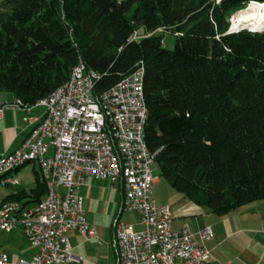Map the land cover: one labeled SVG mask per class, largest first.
Masks as SVG:
<instances>
[{"label": "trees", "instance_id": "16d2710c", "mask_svg": "<svg viewBox=\"0 0 264 264\" xmlns=\"http://www.w3.org/2000/svg\"><path fill=\"white\" fill-rule=\"evenodd\" d=\"M252 2L264 6V0H4L0 95L12 93L32 108L67 83L80 62L100 75L97 95L143 68L145 139L160 177L227 216L264 201V33H229L230 18ZM163 32L176 35L173 50L165 49ZM35 178L30 193L6 202H42L47 183L40 170Z\"/></svg>", "mask_w": 264, "mask_h": 264}, {"label": "built area", "instance_id": "2783aa9c", "mask_svg": "<svg viewBox=\"0 0 264 264\" xmlns=\"http://www.w3.org/2000/svg\"><path fill=\"white\" fill-rule=\"evenodd\" d=\"M99 79L85 64L73 70L61 94L37 102L46 108L45 117L22 146L8 156L0 154V174H6L0 185H18L14 174L33 162L39 163L48 188L45 199L32 209L6 202L0 206V232L21 228L38 249L29 261L11 262L0 253V264L75 262L66 233L95 237L80 195L90 179L122 182L123 208L138 214L144 226L136 232L133 225L115 221L112 246L117 264H209L210 250L188 226L175 230L171 209L159 208L153 197L154 157L145 156L137 133L138 123L145 121L138 89L140 68L97 95ZM4 108L0 98V117ZM50 148L53 154L48 156ZM213 237L211 228L200 233L203 242Z\"/></svg>", "mask_w": 264, "mask_h": 264}, {"label": "crops", "instance_id": "0c3cea01", "mask_svg": "<svg viewBox=\"0 0 264 264\" xmlns=\"http://www.w3.org/2000/svg\"><path fill=\"white\" fill-rule=\"evenodd\" d=\"M1 99L5 108L0 117V154L8 156L22 146L33 128L44 119L46 108L34 106L27 111L16 106L19 101L12 93L1 94ZM27 118L35 119V122L29 123L26 121ZM52 154L53 149L50 148L47 155ZM23 168L14 174L18 185H0V206L11 196L21 192L30 193L35 188L36 178L33 184L31 178L24 177ZM154 168L159 169V166L155 164ZM35 171L36 169L33 171L34 177ZM155 179V185L159 190L157 197H154L156 205L159 208L171 209L172 226L175 230L188 226L199 242L210 250L209 264H264V201L251 203L220 217L209 209L193 203L171 186L167 188L162 184L160 176ZM80 195L86 220L95 237L89 240L78 231L66 233L76 261L64 264H117L112 246L115 221L133 225L136 232L144 230L140 216L123 208L122 182L90 179L81 188ZM25 202L26 200L20 203L24 205ZM34 207L35 204L31 203L25 208ZM206 228L212 229L214 237L203 242L200 233ZM37 252L38 249L30 243L21 228L0 232V253L9 261H29Z\"/></svg>", "mask_w": 264, "mask_h": 264}, {"label": "bare ground", "instance_id": "6f19581e", "mask_svg": "<svg viewBox=\"0 0 264 264\" xmlns=\"http://www.w3.org/2000/svg\"><path fill=\"white\" fill-rule=\"evenodd\" d=\"M251 8L253 10V16L250 19L243 18L242 20H238L235 22L233 26V31H243L242 29L249 30H256L263 32L264 31V6L260 4L252 3ZM242 17V16H241ZM84 66L83 62H80L73 70H79ZM144 69L140 68V79L138 80V89H139V98L141 102V108L144 110V119L143 123H138L137 125V133L140 142L142 143V148L144 149L146 157H154V166L156 164L155 158L156 156L151 153L149 150L146 139H145V128L148 119V109L145 101L144 91H143V80H144ZM68 87V81L63 86L58 88L54 93H52L49 97L45 100L40 102H48L54 96L61 94L66 88ZM1 98V95H0ZM18 105H22L20 102ZM0 182H6V174H0ZM7 206H16V207H23L20 202L17 201H10L6 202Z\"/></svg>", "mask_w": 264, "mask_h": 264}, {"label": "rangeland", "instance_id": "374dc122", "mask_svg": "<svg viewBox=\"0 0 264 264\" xmlns=\"http://www.w3.org/2000/svg\"><path fill=\"white\" fill-rule=\"evenodd\" d=\"M3 1L4 0H0V10L4 7L3 6ZM261 4H263V3H261ZM251 5L252 4L250 3V4L247 5V7L245 9L240 10V11L236 12L235 14H233V16L229 20V22L231 24L230 30L233 29V26H234V24H235L236 21L242 20L243 18H246V19L252 18V16H253V10L251 8ZM233 32L234 33H238V32H240V30L239 31H233ZM163 34H164L163 44H164L165 49H167V50H173L174 47H175V43H176V35L174 33H167V32H163ZM35 169L36 170H39V163H33L32 162V163L26 165L22 169L23 175L25 174L24 177L25 178H28V177L31 178V181L33 182V184L35 182L34 181L35 180V177H34V172H33ZM153 176L154 177H159L160 176V170L158 168H154V170H153ZM162 184L165 185V186H167V188H171L170 185L164 179H162ZM0 188H1V186H0ZM171 190H173V189H171ZM158 193H159V190H157V186L154 185L153 197L156 198L157 195H158Z\"/></svg>", "mask_w": 264, "mask_h": 264}, {"label": "water", "instance_id": "95a60500", "mask_svg": "<svg viewBox=\"0 0 264 264\" xmlns=\"http://www.w3.org/2000/svg\"><path fill=\"white\" fill-rule=\"evenodd\" d=\"M252 3H253V2H252ZM242 30H248V29H242ZM249 31L254 32V33H264V31H263V32L256 31V30H249ZM229 33H234V32H233L232 30H230Z\"/></svg>", "mask_w": 264, "mask_h": 264}]
</instances>
